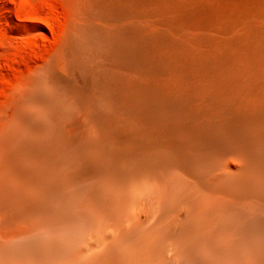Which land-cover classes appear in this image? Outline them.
Instances as JSON below:
<instances>
[{
  "label": "bare ground",
  "instance_id": "obj_1",
  "mask_svg": "<svg viewBox=\"0 0 264 264\" xmlns=\"http://www.w3.org/2000/svg\"><path fill=\"white\" fill-rule=\"evenodd\" d=\"M0 264H264V0H79L0 119Z\"/></svg>",
  "mask_w": 264,
  "mask_h": 264
},
{
  "label": "rangeland",
  "instance_id": "obj_2",
  "mask_svg": "<svg viewBox=\"0 0 264 264\" xmlns=\"http://www.w3.org/2000/svg\"><path fill=\"white\" fill-rule=\"evenodd\" d=\"M78 7L79 0H0V119L28 78L57 57Z\"/></svg>",
  "mask_w": 264,
  "mask_h": 264
}]
</instances>
